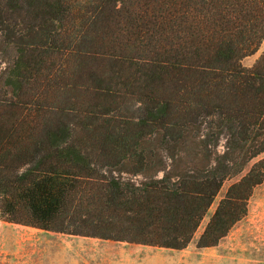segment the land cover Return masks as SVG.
Returning <instances> with one entry per match:
<instances>
[{
  "label": "trees",
  "instance_id": "1",
  "mask_svg": "<svg viewBox=\"0 0 264 264\" xmlns=\"http://www.w3.org/2000/svg\"><path fill=\"white\" fill-rule=\"evenodd\" d=\"M264 0H0V211L213 246L264 182ZM83 131V133H81Z\"/></svg>",
  "mask_w": 264,
  "mask_h": 264
},
{
  "label": "rangeland",
  "instance_id": "2",
  "mask_svg": "<svg viewBox=\"0 0 264 264\" xmlns=\"http://www.w3.org/2000/svg\"><path fill=\"white\" fill-rule=\"evenodd\" d=\"M228 184L182 249L45 230L7 221L0 213V264H264V182L255 187L248 214L218 244H198Z\"/></svg>",
  "mask_w": 264,
  "mask_h": 264
},
{
  "label": "crops",
  "instance_id": "3",
  "mask_svg": "<svg viewBox=\"0 0 264 264\" xmlns=\"http://www.w3.org/2000/svg\"><path fill=\"white\" fill-rule=\"evenodd\" d=\"M263 48H264V41H263V44H262L260 50H262ZM260 50H259L258 52H260ZM258 52H257V53H258ZM263 52H264V50H263ZM263 52H262V53H263ZM257 53H256V54H257ZM262 53H261V54H262ZM256 54H255V55H256ZM253 56H254V55H253ZM251 57H252V56H251ZM0 213H1V211H0Z\"/></svg>",
  "mask_w": 264,
  "mask_h": 264
}]
</instances>
